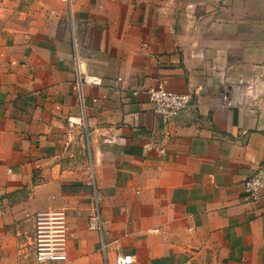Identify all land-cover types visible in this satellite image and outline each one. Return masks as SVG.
Here are the masks:
<instances>
[{
	"label": "crops",
	"instance_id": "obj_1",
	"mask_svg": "<svg viewBox=\"0 0 264 264\" xmlns=\"http://www.w3.org/2000/svg\"><path fill=\"white\" fill-rule=\"evenodd\" d=\"M158 86L190 96L172 120ZM258 173L264 0H0V264H264ZM50 209L68 257L37 263L27 233Z\"/></svg>",
	"mask_w": 264,
	"mask_h": 264
},
{
	"label": "built area",
	"instance_id": "obj_2",
	"mask_svg": "<svg viewBox=\"0 0 264 264\" xmlns=\"http://www.w3.org/2000/svg\"><path fill=\"white\" fill-rule=\"evenodd\" d=\"M91 85H98L95 77L84 78ZM136 95V93H134ZM148 101L154 115L164 120H172L188 107L190 96L177 94L166 90L163 86L147 91ZM229 105V103H228ZM90 211L87 218V229L99 235V251L106 258V245L103 240V217L100 207V198L91 175ZM264 188V175L258 173L248 177L243 182L246 197L256 202L261 197ZM67 215L64 209H50L32 215L31 245L37 263L65 262L68 257V226ZM120 234L117 235L120 238ZM133 258L129 255H117L115 264H132Z\"/></svg>",
	"mask_w": 264,
	"mask_h": 264
},
{
	"label": "rangeland",
	"instance_id": "obj_3",
	"mask_svg": "<svg viewBox=\"0 0 264 264\" xmlns=\"http://www.w3.org/2000/svg\"><path fill=\"white\" fill-rule=\"evenodd\" d=\"M30 236H31V232H28L27 237H30ZM25 241H27V239H25ZM26 248L30 251L29 247H26Z\"/></svg>",
	"mask_w": 264,
	"mask_h": 264
}]
</instances>
